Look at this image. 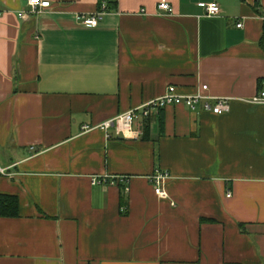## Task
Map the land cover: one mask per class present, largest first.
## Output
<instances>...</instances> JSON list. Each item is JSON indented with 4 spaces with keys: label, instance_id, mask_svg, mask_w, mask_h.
I'll use <instances>...</instances> for the list:
<instances>
[{
    "label": "crops",
    "instance_id": "obj_1",
    "mask_svg": "<svg viewBox=\"0 0 264 264\" xmlns=\"http://www.w3.org/2000/svg\"><path fill=\"white\" fill-rule=\"evenodd\" d=\"M48 1L21 19L25 0H0V195L19 202L0 218V264H264V105L250 103L264 0H167L171 15L161 0ZM104 2L97 27L77 20ZM203 85L229 113L170 106L138 138L100 128Z\"/></svg>",
    "mask_w": 264,
    "mask_h": 264
},
{
    "label": "built area",
    "instance_id": "obj_2",
    "mask_svg": "<svg viewBox=\"0 0 264 264\" xmlns=\"http://www.w3.org/2000/svg\"><path fill=\"white\" fill-rule=\"evenodd\" d=\"M28 6L27 11H21L19 17L21 19H27L31 16L37 15L46 9H50L52 3L48 0H25ZM206 9L208 17L218 16L221 13V7L217 2L202 5ZM158 11L162 14L171 15L173 8L167 0H161L158 4ZM109 10V5L104 2L100 5V8L94 13L80 14L77 16V20L86 27H97L100 21L106 15ZM145 13V10H142ZM3 13L0 11V19ZM243 23L239 22L237 27L243 28ZM208 90V86H201L196 93L193 94H180L176 87H168L166 93L161 97L149 101L140 107L131 109L127 113L121 114L113 120H110L100 128L104 131H109L115 128L116 134L124 138H138L142 136V132L135 131V124L138 121L147 120L152 112L161 111L170 106H183L192 113L207 112L215 115H222L230 112V99L229 98H211L204 93ZM250 103L255 105H264V91H261L258 95L253 97ZM2 173L5 171L2 170ZM169 179V174L162 170H156L150 177V181L153 184L154 191L161 199H168L169 195L166 191V181ZM125 178L117 177L112 182L117 184L118 181H125ZM101 182V179L94 178L92 184L96 185ZM128 191V187L125 189ZM229 197L231 194L228 195Z\"/></svg>",
    "mask_w": 264,
    "mask_h": 264
},
{
    "label": "trees",
    "instance_id": "obj_3",
    "mask_svg": "<svg viewBox=\"0 0 264 264\" xmlns=\"http://www.w3.org/2000/svg\"><path fill=\"white\" fill-rule=\"evenodd\" d=\"M18 204L17 197L0 195V218L18 217Z\"/></svg>",
    "mask_w": 264,
    "mask_h": 264
}]
</instances>
